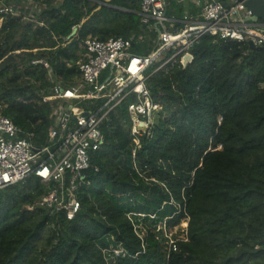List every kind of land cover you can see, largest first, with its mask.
Wrapping results in <instances>:
<instances>
[{
  "label": "trees",
  "instance_id": "1",
  "mask_svg": "<svg viewBox=\"0 0 264 264\" xmlns=\"http://www.w3.org/2000/svg\"><path fill=\"white\" fill-rule=\"evenodd\" d=\"M0 1L18 11L0 13V113L38 147L59 104L43 98L57 83L81 85L86 37L131 38L136 55L158 44L141 0ZM167 2L170 16L193 11ZM191 54L148 78L162 108L138 145L128 110L137 96L109 114L88 183L72 190L73 218L43 202L55 181L34 174L0 189V264H264V45L204 35ZM41 58L50 67L32 64Z\"/></svg>",
  "mask_w": 264,
  "mask_h": 264
},
{
  "label": "built area",
  "instance_id": "2",
  "mask_svg": "<svg viewBox=\"0 0 264 264\" xmlns=\"http://www.w3.org/2000/svg\"><path fill=\"white\" fill-rule=\"evenodd\" d=\"M198 4V13L186 10L181 18H176L168 15L167 0H141L142 21L155 25L158 32L157 47L147 55L131 52V38L86 37L83 40L85 58L78 62L81 85L63 88L57 83L43 98L45 102L63 103L55 110L45 145L36 146L30 133L0 113V189L34 174L44 182L55 181L60 184L59 188L53 189L43 202L57 203L73 218L80 202L72 190L88 183L85 171L91 166V154L105 141L102 125L122 100L137 96L138 100L130 103L128 110L138 145L145 133L140 124L144 123L149 130L156 112L162 108L152 98L147 85L154 72L169 65H183L184 56L191 53L204 35L264 45V20H254V11L246 0H199ZM17 12L13 5L0 1V13ZM32 64L50 67L44 58L35 59ZM152 66L154 69L149 72ZM82 104L84 107L76 112ZM66 188L70 191L68 200ZM185 224L187 228L188 222ZM168 236L169 250L176 251L177 240L171 233Z\"/></svg>",
  "mask_w": 264,
  "mask_h": 264
},
{
  "label": "water",
  "instance_id": "3",
  "mask_svg": "<svg viewBox=\"0 0 264 264\" xmlns=\"http://www.w3.org/2000/svg\"><path fill=\"white\" fill-rule=\"evenodd\" d=\"M246 4L254 11V20L258 21L259 19L264 20V0H246ZM80 26L75 25L72 29L71 34L69 35V39L75 36L79 30ZM249 45L251 48H255L256 45L253 41H249ZM194 57L191 53L184 56L183 66L186 67L189 63L193 61ZM83 115H88V112H83ZM140 129H143L145 132L148 131V126L144 123L140 124Z\"/></svg>",
  "mask_w": 264,
  "mask_h": 264
},
{
  "label": "crops",
  "instance_id": "4",
  "mask_svg": "<svg viewBox=\"0 0 264 264\" xmlns=\"http://www.w3.org/2000/svg\"><path fill=\"white\" fill-rule=\"evenodd\" d=\"M198 1L197 0H180V2H183V4H185L186 6L191 7V9H193V11H195L194 13H198L200 11V5L198 4ZM30 10H31V12H34L33 6L30 7ZM193 11H191V12H193Z\"/></svg>",
  "mask_w": 264,
  "mask_h": 264
},
{
  "label": "rangeland",
  "instance_id": "5",
  "mask_svg": "<svg viewBox=\"0 0 264 264\" xmlns=\"http://www.w3.org/2000/svg\"><path fill=\"white\" fill-rule=\"evenodd\" d=\"M33 8H34V5H33ZM68 103L71 104V103H74V101H68ZM59 105L62 106L63 103H59ZM59 105H58V106H59ZM83 107H84L83 104L80 105V106H77V108L75 109V111H76V112H79ZM57 109H59V107H57ZM185 227H186V224H185V222H184V223L181 224V231H180V232H181L182 234H183V232H184V230H185Z\"/></svg>",
  "mask_w": 264,
  "mask_h": 264
}]
</instances>
